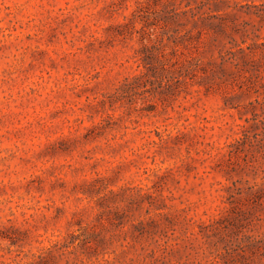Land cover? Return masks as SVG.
<instances>
[{
	"label": "rangeland",
	"instance_id": "374dc122",
	"mask_svg": "<svg viewBox=\"0 0 264 264\" xmlns=\"http://www.w3.org/2000/svg\"><path fill=\"white\" fill-rule=\"evenodd\" d=\"M0 264H264V0H0Z\"/></svg>",
	"mask_w": 264,
	"mask_h": 264
}]
</instances>
